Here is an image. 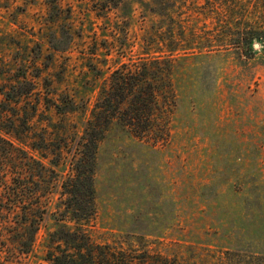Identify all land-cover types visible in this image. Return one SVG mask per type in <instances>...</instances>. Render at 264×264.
<instances>
[{
  "label": "rangeland",
  "instance_id": "rangeland-1",
  "mask_svg": "<svg viewBox=\"0 0 264 264\" xmlns=\"http://www.w3.org/2000/svg\"><path fill=\"white\" fill-rule=\"evenodd\" d=\"M137 1L104 9L102 0H0V89L20 81L18 88L31 91L20 99L21 107L8 109L21 114L27 109L33 132H42L51 116L81 131L99 85L120 62L140 56L138 41L154 17ZM204 3L185 0L179 9L185 28L203 29L198 35L203 43L179 62L168 141L154 145L118 129L100 144L90 234L104 248L124 249L136 261L264 264L262 46H254L255 57L246 59L236 48L207 38L213 11ZM120 43L127 48L117 50ZM91 64L103 69V76L95 77ZM59 95L74 97L77 110L60 116L47 109L46 97ZM9 125L0 122L2 129ZM22 136L14 144L29 150L35 136ZM6 148L11 147L6 143ZM3 169L0 164V198L12 184ZM45 173L40 181L45 206L37 212L40 224L30 248L19 239L22 222L31 224L30 213L0 200V264H54L47 259L46 238L56 227L69 167L59 175ZM23 233L28 239L29 232Z\"/></svg>",
  "mask_w": 264,
  "mask_h": 264
},
{
  "label": "trees",
  "instance_id": "trees-1",
  "mask_svg": "<svg viewBox=\"0 0 264 264\" xmlns=\"http://www.w3.org/2000/svg\"><path fill=\"white\" fill-rule=\"evenodd\" d=\"M123 1L102 0V6L104 9L118 8ZM184 1H137L154 17L138 41L140 56L120 62L99 85L96 101L81 131L71 130L69 124L62 121L54 122L51 116L46 117L48 125L42 132H33L32 115L27 109L23 114L15 107L8 109L14 104L21 107L20 99L31 91L18 88L20 81L0 89L3 96L0 105L4 108L0 111V122H10L9 127L0 128V132L11 136L9 140L0 134V164L4 174L12 175V184L6 183V195L0 200L6 201L11 209H24L26 214L30 213L31 224L22 222L19 238L28 245L27 248L32 246L39 229L37 212L45 206L47 193L40 187V181H45V172L59 175L64 167H69V173L61 183V200L56 204V227L46 238L47 259L54 264H166L155 260L148 262L145 258L136 261L126 250H112L109 244L104 248L92 239L90 226L97 212L95 181L99 148L108 134L121 129L141 140L153 141L154 145L169 139L178 102L176 75L179 62L195 52L192 50L197 48L194 44L202 42L198 35L203 33L196 24L187 28L183 25L179 9ZM203 1L210 4L213 11L211 33L207 38L236 48L239 56L246 59L255 57L254 46L259 43L264 55V0ZM116 47L117 50L127 48L126 43ZM90 68L95 77L103 76V69L97 65L91 64ZM39 76L41 72L35 75ZM22 77L23 81L27 80L25 73ZM59 96L57 99L46 97L45 107L53 108L60 116L77 110L74 97ZM37 100L40 104V97ZM38 104L34 107L36 111ZM20 128L24 129L19 131ZM26 133L35 136L30 137L28 145L33 152L14 144V140L22 142V134ZM6 143L13 150L6 148ZM17 151L24 155H18ZM60 167L57 172L55 168ZM36 170H39L38 174ZM24 231L25 234L29 232L26 240L23 239Z\"/></svg>",
  "mask_w": 264,
  "mask_h": 264
},
{
  "label": "water",
  "instance_id": "water-1",
  "mask_svg": "<svg viewBox=\"0 0 264 264\" xmlns=\"http://www.w3.org/2000/svg\"><path fill=\"white\" fill-rule=\"evenodd\" d=\"M255 46H256V47L259 46V43H256Z\"/></svg>",
  "mask_w": 264,
  "mask_h": 264
}]
</instances>
